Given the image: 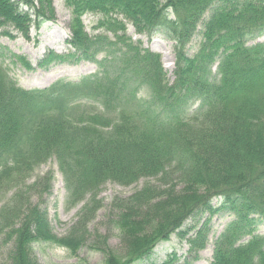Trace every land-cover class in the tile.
Returning a JSON list of instances; mask_svg holds the SVG:
<instances>
[{
    "label": "trees",
    "instance_id": "1",
    "mask_svg": "<svg viewBox=\"0 0 264 264\" xmlns=\"http://www.w3.org/2000/svg\"><path fill=\"white\" fill-rule=\"evenodd\" d=\"M73 53L41 61H86L95 74L25 90L0 60V246L9 264H38L33 247L45 243L77 256L89 240L104 264H137L161 242L185 240L200 213L232 220L214 242L211 264H264V0H64ZM26 9V10H23ZM98 18L94 36L83 17ZM53 0H0V36L30 40L55 20ZM166 32L174 43V80L159 54L127 35ZM201 26L199 49L187 48ZM102 55V58L99 56ZM31 69L23 57L16 56ZM2 59V58H1ZM218 64L216 73L212 67ZM142 89L149 99L138 98ZM54 158L70 209L85 202L68 234L52 231L42 200L51 173L31 182ZM153 179L110 208L121 250L89 225L102 208L106 182L130 187ZM214 198H221L218 208ZM207 225L187 239L203 250ZM199 257H196L197 259ZM179 262L176 255L163 264ZM183 264H189L185 262Z\"/></svg>",
    "mask_w": 264,
    "mask_h": 264
},
{
    "label": "rangeland",
    "instance_id": "2",
    "mask_svg": "<svg viewBox=\"0 0 264 264\" xmlns=\"http://www.w3.org/2000/svg\"><path fill=\"white\" fill-rule=\"evenodd\" d=\"M55 20L43 25L40 30L33 28L30 32V40L25 39L17 32L10 30L14 38L0 36V60L8 67L10 76L25 90L45 89L52 86L59 80L78 81L83 77L95 74L97 67L89 62L72 59L69 62L52 61L46 66L41 67L40 63L49 53H55L60 56L73 53L67 41L71 37L70 33V11L65 7L64 0H54ZM26 10V9H23ZM98 19L91 15L84 18L86 30L89 35L94 36L98 31L94 30ZM197 34L192 39L187 48L189 56H193L199 49V43L202 39V27L197 28ZM2 32V29L0 30ZM127 35L132 38L133 42H141L144 50L152 51L159 54L162 59L163 67L168 74L170 81L174 80L173 70L175 64L174 43L168 38L163 30H158L153 36L137 35L132 26H128ZM264 41V37L260 38ZM253 43H256L254 41ZM251 43V44H253ZM23 57L31 66L28 69L23 66L17 57ZM2 58V59H1ZM102 58V55L99 56ZM217 63L213 66L212 72L216 73ZM138 98L149 99V92L142 89L138 93ZM51 173L53 182L51 191L45 194L42 200L34 198L33 201L38 203L43 201L41 208L47 213L52 231L58 237L66 236L77 220L85 202L68 209L66 204L67 192L65 190L64 180L58 170L57 162L54 158L38 167L31 178V182ZM153 179L141 180L130 187H123L113 182H106L99 189L98 200L102 202V208L96 214V218L89 225L92 233L99 231L109 239V246L115 251L121 250V237L119 231L113 226L110 216L111 203L114 198H127L136 191L141 190L147 184H155ZM63 186V187H61ZM214 208H218L220 202L213 201ZM194 220L186 223L196 227V231L207 225V243L203 250L190 253V247L187 239L195 238V232L182 240L177 235L172 236L169 241L159 244L152 256L146 258L137 264H163L173 255H176L179 262L183 264L186 261L189 264H211L213 260L214 242L223 232L226 225L232 220L228 213L220 212L219 214L200 213L193 218ZM257 233L264 235V222L258 225ZM93 240L79 250L77 256L61 247L55 245L40 243L33 247L35 258L38 264H104V254L92 249ZM12 246H0V264H9V254ZM196 257H199L195 259Z\"/></svg>",
    "mask_w": 264,
    "mask_h": 264
},
{
    "label": "bare ground",
    "instance_id": "3",
    "mask_svg": "<svg viewBox=\"0 0 264 264\" xmlns=\"http://www.w3.org/2000/svg\"><path fill=\"white\" fill-rule=\"evenodd\" d=\"M61 187H63V186H61Z\"/></svg>",
    "mask_w": 264,
    "mask_h": 264
}]
</instances>
